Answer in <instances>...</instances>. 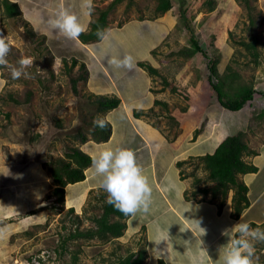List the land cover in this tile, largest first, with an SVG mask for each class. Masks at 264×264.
<instances>
[{
  "label": "rangeland",
  "instance_id": "obj_1",
  "mask_svg": "<svg viewBox=\"0 0 264 264\" xmlns=\"http://www.w3.org/2000/svg\"><path fill=\"white\" fill-rule=\"evenodd\" d=\"M16 1L20 8L25 5L21 17L2 18L0 5V35L11 45L9 63L15 65L22 56L33 63L27 69L30 79L13 80L10 70L0 67V264H121L122 258L141 248L147 250L144 264H160V258L166 264H217L219 248L227 238L221 233L215 239L211 210L198 211L192 200L210 202L215 208L217 231L240 220L264 228V0H213L210 5L206 0H171L172 7L164 13L156 11L157 0L131 4L124 0L108 14L107 39L88 44L69 40L48 25L58 10L47 12L39 8L38 0ZM60 1L87 29L99 10L112 2L93 0L94 10L85 15L81 0ZM38 2L58 9L60 5L58 0ZM31 11L29 20L25 14ZM182 13L208 55L220 58V73H236L235 83L254 85V98L242 109L232 111L219 103L208 80V57L201 52L192 57L178 52L189 45L186 27L179 22ZM253 38L257 58L240 43ZM113 54L132 55L133 69L111 66L108 59ZM74 58L79 62L73 66ZM140 61L154 66L157 74L152 76L138 65ZM81 62L88 69L86 80L81 78ZM114 88L120 90L131 120L123 117L122 109L98 111L96 95L112 96ZM116 115L120 121H115ZM97 116L113 121L109 122L115 135L109 142L92 139ZM238 131L258 152L246 158H254L259 169L241 175L249 186L251 204L234 223L230 218L233 190L221 212L220 199L196 192L213 184L199 156L213 152L227 135ZM80 132L87 141L81 142ZM91 141L99 146H91ZM71 147L93 154L104 148L131 149L148 176L149 211L129 217L120 237L68 238L70 232L95 227L93 217L102 211L100 198L105 192L98 186L84 199L75 200L83 184L72 183L65 188L64 202L57 200L49 165L66 160ZM153 160L156 167L150 164ZM87 169L85 174L99 181L93 169ZM181 181L188 184L187 189L183 190ZM195 228L206 242L205 250ZM149 239L164 241L156 245ZM154 249L160 251L159 259ZM255 250L259 264H264V243H255Z\"/></svg>",
  "mask_w": 264,
  "mask_h": 264
},
{
  "label": "trees",
  "instance_id": "obj_2",
  "mask_svg": "<svg viewBox=\"0 0 264 264\" xmlns=\"http://www.w3.org/2000/svg\"><path fill=\"white\" fill-rule=\"evenodd\" d=\"M124 0H112L111 4L105 8L100 9L97 17L91 22L87 31L79 37V41L83 44L99 41L95 35L97 27L107 29L108 27V14L110 10L118 3ZM156 11L158 13H164L172 7L171 0H157ZM213 0H206L205 4L210 5ZM133 0H128V4H131ZM248 4V3H247ZM2 9L1 17H21L22 10L18 2L14 0H0ZM179 22L181 25L186 27L189 34V45L181 48L178 52L185 57H192L195 54L201 52L209 58L207 66L209 69L208 80L213 86L217 93L219 103L224 107L232 111L242 109L247 102L254 98L255 87L251 83H235V79L238 76L236 73L221 74L218 68L220 62L219 57L212 58L203 49L199 39L195 36L193 29L189 25L188 18L184 13L179 15ZM42 39L46 38V35H41ZM246 47L256 58L258 52L256 50L255 39L251 41L240 42ZM255 58V59H256ZM79 61L74 58L72 65H76ZM139 66L143 67L152 76L157 74V69L149 63L140 61ZM80 67L84 69V75L81 78L86 80L88 77V69L86 68L85 62L80 63ZM74 90H76L77 79H73ZM95 105L98 111L106 113L112 109L117 108L121 103V98L117 95H96ZM135 112V115H139V112ZM112 134V126L109 122L108 125L101 129L96 127L92 130V139L97 142L108 141ZM81 142L87 141L85 134L80 132ZM258 152L250 148L247 141L244 139L243 131H238L227 135L219 144L216 146L213 152L205 153L199 156L203 167L208 172V179L213 184L206 188H201L196 193H202L204 195L210 193L212 199H220L218 204V211L221 212L225 204V200L231 190L232 195V211L231 217L233 219H239L242 213L251 204L249 198V186L241 175L246 173H254L258 171V166L253 160H248L247 156H255ZM90 154L82 150L79 147H71L66 152V160H61L59 163L50 164L49 171L53 178V183L56 185L53 189L54 195L57 200L64 202L65 188L70 183H76L83 181L86 178L85 169L90 164ZM181 165V162H178ZM199 178L196 182H199ZM107 193L104 192L101 196L103 204L101 206V213L93 217L95 223L94 228H89L85 231L77 230L70 232L68 238H94L107 240L111 237H120L127 226L126 220L131 216H125L121 212L117 211L112 205L106 202ZM186 198L190 199L192 196L185 192ZM106 198V200H105ZM74 208L70 207V211ZM251 225L257 227L258 224L254 221L250 222ZM147 257L146 248H141L138 251L130 252L127 256L122 258L121 264H144ZM160 264H166L164 259L160 258Z\"/></svg>",
  "mask_w": 264,
  "mask_h": 264
},
{
  "label": "clouds",
  "instance_id": "obj_3",
  "mask_svg": "<svg viewBox=\"0 0 264 264\" xmlns=\"http://www.w3.org/2000/svg\"><path fill=\"white\" fill-rule=\"evenodd\" d=\"M81 8L86 9L85 15H91L94 10L93 0H81ZM48 25L69 40H78L87 31L80 18L60 4L58 11L47 21ZM35 31H38L34 28ZM97 38L103 42L107 39V30L97 27ZM11 45L7 37L0 35V67L10 70L11 78L30 79L27 69L32 60L22 56L15 65L7 59ZM108 63L116 69L132 70L134 58L125 54L122 58L113 54ZM106 117L97 116L93 124L101 129L108 125ZM93 175L99 178L100 187L107 193L106 202L125 216H133L138 212L147 213L152 202V187L143 167L137 162L135 153L128 148H104L89 156ZM206 232V231H205ZM205 234V233H204ZM222 235L227 242L220 246L217 264H259L256 256L255 243H264V228H252L246 222H238L232 227L223 230ZM159 245L164 239H149ZM255 242V243H254ZM203 243V240H202ZM159 250L154 249L157 259ZM160 252V251H159Z\"/></svg>",
  "mask_w": 264,
  "mask_h": 264
},
{
  "label": "crops",
  "instance_id": "obj_4",
  "mask_svg": "<svg viewBox=\"0 0 264 264\" xmlns=\"http://www.w3.org/2000/svg\"><path fill=\"white\" fill-rule=\"evenodd\" d=\"M14 1H16V0H14ZM39 1V0H38ZM38 1H36V3L37 4H39L40 5V7L39 8H41V6L47 11V12H56L57 10H58V8H56L55 6H54V4L52 5V4H50V3H48V4H46L45 5V3H40V2H38ZM17 2V1H16ZM34 3H35V1H34ZM33 3V4H34ZM58 3L59 4H61V3H64V1L63 2H59V0H58ZM33 6H36V4H34ZM60 6V5H59ZM24 8H25V5H23V7H22V5H21V9H22V11H24ZM23 13H25V12H23ZM32 13H34L33 11H31V12H28L27 14H25L26 15V18L27 19H29L30 20V18H29V15H31ZM89 18V17H88ZM89 21H91V20H88V22ZM35 26H38V25H36V24H34ZM143 76H144V72H141V71H139ZM117 76H121L120 75V73L118 72V74H117ZM145 77V76H144ZM122 77H120V79H121ZM145 79L147 80V76L145 77ZM113 81V80H112ZM115 82V81H114ZM132 81H130V82H127V83H131ZM147 83V82H146ZM117 88H114L113 89V91H112V94H114V95H117V96H119L120 98H122V94H121V92H120V90L119 89H117ZM145 90H146V85H145ZM144 94H145V92H144ZM125 101L123 100V99H121V104L117 107V108H115V109H112L110 112L112 113L113 111H118L119 109H122V110H120V112L123 114V117H127L128 119H130L131 120V117H130V115H128L127 114V111H126V109H125ZM109 112V111H108ZM115 118V121H120L121 120V118H118L117 117V115L114 117ZM110 121V120H109ZM111 123H113V121L111 120L110 121ZM114 126V125H113ZM133 129L135 130V132L137 133V132H139L140 133V131L137 129V126H133ZM148 129V128H147ZM147 129H145V130H147ZM114 129L112 130V134H111V137H110V140L111 139H114ZM149 135V133L147 134L146 133V135H145V137L143 138L144 140H147L148 139V136ZM109 140V141H110ZM108 141V142H109ZM107 142V141H106ZM147 142V141H146ZM91 143L92 144H90L91 146H93L94 144H95V142H93V141H91ZM103 143H105V142H103ZM96 145V144H95ZM96 146H99V145H96ZM138 147H136V150H138L137 149ZM84 151H86L87 153H89V154H93L92 152H90L89 151V149H88V151L87 150H84ZM254 159V158H253ZM252 159V160H253ZM150 164H154L155 165V167H156V160H153V163H150ZM89 169H91V167L89 166L88 167V169L87 170H89ZM155 169V168H154ZM185 179H187V178H185ZM90 180V182L88 183V181ZM179 180V179H178ZM185 181H187V180H185ZM163 182V181H162ZM182 182V181H181ZM76 183H79V184H83V189H82V191H81V193H80V195L78 196V197H74L75 198V200H79V199H84L83 197L85 196V194H87V192L89 191V190H91V189H94V188H96V187H98V186H100V184H99V181H93L92 179H91V177H90V175H88V174H86V178L83 180V181H79V182H76ZM164 183V182H163ZM183 183V182H182ZM74 184V183H73ZM72 185V183H70V184H68L67 185V187L66 188H68L69 186H71ZM188 186V184H184L183 183V190L186 188H188L187 187ZM158 187L160 188V185L158 184ZM171 192H173V191H171ZM67 197V199H70L71 197H69L68 198V196H66ZM71 199H73V198H71ZM70 199V200H71ZM191 201V200H190ZM192 203L193 204H195V207L197 208V210L198 211H200V210H203V209H206V208H209L210 210H211V212H212V217L214 218V220H213V224H212V229H213V231L217 234V237H215V239L217 238V240L219 239V236L221 235V233L223 232V231H217V230H215V221L218 219L217 218V216H216V211H215V208L210 204V202H195V201H193L192 200ZM203 205H205V206H203ZM173 207V205H171V208ZM206 207V208H205ZM231 209V208H230ZM248 210V209H247ZM245 211H246V209H245ZM245 211L243 212V213H245ZM173 212H177L176 210H174ZM205 213H206V210H205ZM178 215H179V217L181 216L179 213H178ZM222 215V214H221ZM230 218H231V216H230ZM233 219V218H232ZM236 221H239V219H233V221L232 222H236ZM184 222H185V224L187 225V222L184 220ZM188 226V225H187ZM192 227L189 225V229H191ZM206 235H209V234H207V232L205 233ZM200 236H202L201 234H200V232H199V230H196V228H195V237L198 239V241H199V243H200V246H201V248L202 249H206V242H205V240L203 239V236H202V238L200 239L199 237ZM202 240H203V243H202Z\"/></svg>",
  "mask_w": 264,
  "mask_h": 264
}]
</instances>
